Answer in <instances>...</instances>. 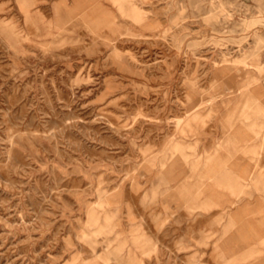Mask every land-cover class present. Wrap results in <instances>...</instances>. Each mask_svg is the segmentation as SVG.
I'll return each instance as SVG.
<instances>
[{
    "label": "rangeland",
    "instance_id": "obj_1",
    "mask_svg": "<svg viewBox=\"0 0 264 264\" xmlns=\"http://www.w3.org/2000/svg\"><path fill=\"white\" fill-rule=\"evenodd\" d=\"M0 264H264V0H0Z\"/></svg>",
    "mask_w": 264,
    "mask_h": 264
}]
</instances>
